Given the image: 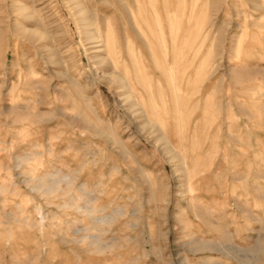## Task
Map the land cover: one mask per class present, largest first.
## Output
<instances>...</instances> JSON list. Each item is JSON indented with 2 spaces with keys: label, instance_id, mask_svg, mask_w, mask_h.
I'll list each match as a JSON object with an SVG mask.
<instances>
[{
  "label": "rangeland",
  "instance_id": "374dc122",
  "mask_svg": "<svg viewBox=\"0 0 264 264\" xmlns=\"http://www.w3.org/2000/svg\"><path fill=\"white\" fill-rule=\"evenodd\" d=\"M0 264H264V0H0Z\"/></svg>",
  "mask_w": 264,
  "mask_h": 264
},
{
  "label": "bare ground",
  "instance_id": "6f19581e",
  "mask_svg": "<svg viewBox=\"0 0 264 264\" xmlns=\"http://www.w3.org/2000/svg\"><path fill=\"white\" fill-rule=\"evenodd\" d=\"M117 73V72H116ZM119 83V82H118ZM131 97V96H130ZM161 139V138H160Z\"/></svg>",
  "mask_w": 264,
  "mask_h": 264
}]
</instances>
